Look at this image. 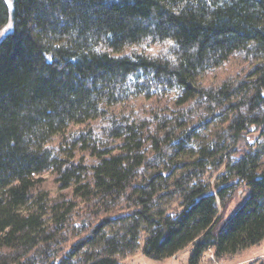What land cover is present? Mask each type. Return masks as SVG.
I'll return each mask as SVG.
<instances>
[{"label":"trees","instance_id":"obj_1","mask_svg":"<svg viewBox=\"0 0 264 264\" xmlns=\"http://www.w3.org/2000/svg\"><path fill=\"white\" fill-rule=\"evenodd\" d=\"M7 2L0 264L264 242V0Z\"/></svg>","mask_w":264,"mask_h":264},{"label":"rangeland","instance_id":"obj_2","mask_svg":"<svg viewBox=\"0 0 264 264\" xmlns=\"http://www.w3.org/2000/svg\"><path fill=\"white\" fill-rule=\"evenodd\" d=\"M8 0H6L7 2ZM8 3V2H7ZM247 196V191L244 188H239L233 197L232 201L228 204L225 212L222 214L223 220L231 215L244 201ZM191 247L186 248L184 251L178 253L172 258L163 261H152L145 259L140 252L136 253L133 258L124 261L122 264H188ZM258 259H264V242L249 249L240 257L234 258L228 262L218 263L215 261L212 252H208L204 255L201 264H251Z\"/></svg>","mask_w":264,"mask_h":264}]
</instances>
